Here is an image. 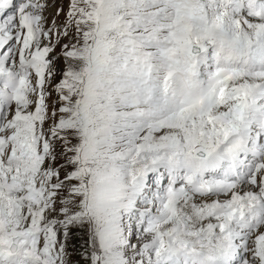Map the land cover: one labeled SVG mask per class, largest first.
<instances>
[{"label":"snow or ice","instance_id":"snow-or-ice-1","mask_svg":"<svg viewBox=\"0 0 264 264\" xmlns=\"http://www.w3.org/2000/svg\"><path fill=\"white\" fill-rule=\"evenodd\" d=\"M74 257L264 264V0H0V264Z\"/></svg>","mask_w":264,"mask_h":264},{"label":"rangeland","instance_id":"rangeland-1","mask_svg":"<svg viewBox=\"0 0 264 264\" xmlns=\"http://www.w3.org/2000/svg\"><path fill=\"white\" fill-rule=\"evenodd\" d=\"M53 9H50V11H52ZM75 261H76V257H74V264H75Z\"/></svg>","mask_w":264,"mask_h":264},{"label":"bare ground","instance_id":"bare-ground-1","mask_svg":"<svg viewBox=\"0 0 264 264\" xmlns=\"http://www.w3.org/2000/svg\"><path fill=\"white\" fill-rule=\"evenodd\" d=\"M49 11H50V9H49Z\"/></svg>","mask_w":264,"mask_h":264}]
</instances>
